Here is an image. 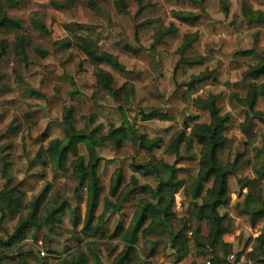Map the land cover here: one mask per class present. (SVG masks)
<instances>
[{
  "label": "trees",
  "instance_id": "1",
  "mask_svg": "<svg viewBox=\"0 0 264 264\" xmlns=\"http://www.w3.org/2000/svg\"><path fill=\"white\" fill-rule=\"evenodd\" d=\"M102 0H85L86 7L95 13L101 12ZM140 4V0H135ZM197 3L196 0H176ZM207 0H200L201 4ZM77 0H51L50 6L56 10H69L75 7ZM16 5V0H0V60L9 52L13 54V69L17 71L19 65L27 63L26 47L32 41V34L25 29L23 20L8 15L7 9ZM113 7L118 14L127 15V0H113ZM220 8L228 14V0H220ZM173 18L179 24L193 26L200 18L199 14L188 11H173ZM243 19L248 22L264 23V11L253 9L247 2L241 5ZM27 21L32 30L38 34L49 33L42 11H31ZM148 20L139 24H152ZM70 30V27H65ZM176 26L172 23L168 27L158 26L153 33L152 46L158 45L167 35L175 34ZM137 36V32L135 33ZM257 43H264V31L255 32ZM100 37L97 34L70 32V35L53 42L57 48L77 50L84 58L66 59L61 63L64 70L72 65L68 73L70 79L91 73L94 78L93 103L98 98L110 96L120 104L124 98L134 91V87L124 83L114 86L111 72L101 65L105 64L120 73H126L125 67L117 57L98 51ZM199 31L185 33L176 52V60L172 71L174 89L160 109L146 112L138 111L134 116H128L121 105L113 111L122 119L118 127L111 126L106 134H99L100 126L90 130H77L74 127L72 109L65 108L61 122L63 136L56 137L44 145L45 135L35 125H29L21 133L22 155L27 162L43 163V154H50L56 160L55 173L68 175L73 184V195L80 203L84 197L89 200L88 213L80 231L76 228L79 223V207L71 206L70 198L57 192H52V184L47 182L43 188L27 203L18 202L20 196H25L32 190L31 184L25 179H16L11 174L9 156L0 158V177L3 179L0 188V264H54L52 260H59L60 264H104L98 254V239L106 232V217L111 213L121 216V219L109 235L122 243L121 250L113 257L111 264H158L141 256L138 250L140 239L149 236L168 235V241H163L168 248H162L156 255L164 257L165 264H200L210 260L212 264H230L228 255L233 252V244L224 239V235L233 231V221L239 220L259 230V234L252 241V249L246 252L249 240L243 248L237 250V258L247 254L250 260H259L264 256V135L256 134L258 122L264 125V118L256 110L259 98L264 99V55H260L256 64L249 67L243 76L252 81L248 84L244 97L230 93L229 101L238 103L245 108V117L240 128L248 142L255 150L256 160L253 166L256 179H239L237 182L238 200L230 205L228 180L233 176L244 158L240 149L225 136L228 129L229 116L222 113L218 106L219 94H209L207 98L194 96L197 86L201 83L213 81L223 82L228 76L224 66L218 65L212 69H205L198 74H186L187 69L202 64L205 57L187 58V49L201 44ZM228 51L226 44L221 47ZM125 49L138 54V49L127 44ZM34 50L40 56H46L48 51L35 46ZM241 55H255L252 49L240 50ZM34 92V91H33ZM41 98L56 108L58 98L51 94L37 92ZM185 116L184 127L172 136L163 152L174 155L180 166L166 163L163 159L153 155V150L161 143L160 137L149 138L141 133L135 123L139 117L143 121L159 119L171 121ZM127 142H131L136 152L129 163L132 172L142 176L152 177L156 184L151 187L141 184L132 176L130 182L123 185L124 174L122 167H118L111 177L109 185L101 184L98 167L103 160L100 147L110 150H120ZM82 145L85 153L79 152ZM180 145L191 149L182 155ZM72 158L69 162V158ZM246 192H243V189ZM183 190L184 197L190 202L189 216L178 217L173 211L175 195ZM16 193V195L13 194ZM84 196V197H83ZM138 200L131 213L125 212V207L136 197ZM115 197V202L111 201ZM228 209L221 212L220 210ZM70 214L74 229L70 231L77 246L62 256V249L51 234L62 231L60 224L62 217ZM16 217L13 231L9 232L5 226L7 218ZM201 222L205 223L207 233L201 234ZM45 228L47 233L42 237L41 246L47 253L40 257L31 250H27V238L30 232ZM192 230L190 231V229ZM191 235H188V232ZM84 242V247L80 244ZM159 243L152 241L151 248ZM152 250V249H151ZM150 251V250H149ZM147 256V255H146ZM264 263V260H262Z\"/></svg>",
  "mask_w": 264,
  "mask_h": 264
},
{
  "label": "rangeland",
  "instance_id": "2",
  "mask_svg": "<svg viewBox=\"0 0 264 264\" xmlns=\"http://www.w3.org/2000/svg\"><path fill=\"white\" fill-rule=\"evenodd\" d=\"M50 1L16 0V5L7 9L8 15L22 19L25 29L32 34V41L26 47L27 63L19 65L17 71H14L11 52L0 60V158L9 156L12 163L11 174L18 180L22 178L27 180L32 186V190L25 196H20L18 202L27 203L47 182H50L52 192L69 197L71 206L79 207V223L76 230L80 231L88 213L89 200L83 196L80 203L77 201L73 195V184L67 178L68 175L54 172L56 160L50 154H43V163L30 164L26 161L21 148L23 129L29 125H35L45 135L44 145H46L49 140L63 136L61 122L63 111L68 107L72 109L73 125L77 130H90L98 125L100 126L99 134H106L112 125L118 127L121 124L122 119L113 111L114 107L121 105L128 116L136 115L141 109L149 112L162 108L174 89L172 71L179 58L176 49L182 41V36L185 33L199 31L201 44L187 49L184 56L187 58L204 56L205 59L202 64L187 69L186 74H198L205 69L223 65L228 75L223 82L201 83L193 95L207 98L209 94H219L218 106L221 107L223 114L229 116L225 136L240 149L244 158L235 174L228 180L230 205H235L238 200V180L256 179L253 166L260 163V160H256L255 150L252 145L245 142L246 139L240 128L244 121L245 108L238 103H231L229 95L236 93L238 97L245 96L248 84L252 80L244 77L243 73L256 64L260 55H264V43H257L255 37L257 30L264 31V23L246 22L241 14V5L247 2L253 9L264 11V0H228V14L222 12L220 0H207L201 4V7L198 3L200 0H196V4L176 0H140L138 4L135 0H127V15L118 14L115 11L113 0H102L100 2L102 11L98 13L90 11L86 7L85 0H77L75 7L69 10H56L50 6ZM35 10L44 12L48 34H38L29 26L27 15ZM179 10L199 14L200 18L193 26L179 24L174 20L172 13ZM148 20L153 23L139 26L140 23ZM172 23L176 26L177 32L165 36L160 44L152 46L155 28L168 27ZM65 27H70V30ZM72 31L97 34L100 37L98 51L116 56L125 67L127 72L120 73L108 65H101L112 73L115 87L124 83L134 87V91L124 98L122 104L107 95L93 103L91 97L94 90V78L91 73H84L70 79L68 73L72 71V65L70 64L67 70L62 68L61 63L70 56L73 59L84 58L83 54L77 50L71 52L68 48H57L53 44L54 41L70 35ZM127 44L138 49V54L126 50ZM223 44H226L228 51L221 48ZM35 46L48 51V54L40 56L34 50ZM246 49H252L256 54L238 53ZM261 80H264V77ZM35 91L55 95L59 99L56 108H52L51 104ZM255 108L264 118V99L259 98ZM184 123L185 116L182 115L171 121L159 119L143 121L138 117L135 125L149 138H161L160 145L152 152L154 156L171 165L180 166L174 155L164 153L163 150L170 138L184 127ZM256 134L264 135L262 123L258 122ZM190 150L183 145L179 147L182 155L189 153ZM99 151L103 156L98 167L102 185H109L114 171L122 167L123 185L128 184L134 176L141 184L155 186L156 182L152 177L131 171L129 163L136 152L131 142H127L117 151L110 150L108 147H100ZM79 152L85 153L82 145L79 146ZM71 159L70 157L69 162ZM2 183L3 179L0 177V188ZM262 187L264 189V181ZM246 189L244 188L243 192H246ZM13 194L16 195L15 192ZM138 197L136 196L125 207V212H132ZM110 199L115 202V197ZM227 209L225 207L220 211ZM173 211L178 217L189 216L190 202L185 199L182 189L175 195ZM120 219L121 216L116 213L107 215V232L98 239V254L104 264H111L113 257L123 246L117 239L109 237ZM16 221V217L5 220V226L9 232L13 231ZM60 227L62 231L51 234V237L58 241L63 252L61 257H64L77 246L70 233L74 229L70 214L62 217ZM190 231L188 235H191ZM207 231L205 223L201 222L200 233L205 235ZM46 234L48 233L45 228L30 232L25 248L40 257L46 256L47 253L41 246L42 237ZM258 234V229L243 225L235 219L233 231L224 235V239L233 244L234 253L242 249L244 243L249 240L246 249V252H249L253 247L251 243ZM155 240L159 243L151 248L150 243ZM160 240L168 241V235L164 233L161 236L140 239L138 250L141 256L158 264H165V258L156 255L162 248H165L166 253L169 251L166 244ZM80 246L84 247V242ZM242 257L251 259L247 254ZM51 262L60 264L59 260Z\"/></svg>",
  "mask_w": 264,
  "mask_h": 264
},
{
  "label": "built area",
  "instance_id": "3",
  "mask_svg": "<svg viewBox=\"0 0 264 264\" xmlns=\"http://www.w3.org/2000/svg\"><path fill=\"white\" fill-rule=\"evenodd\" d=\"M40 253L42 255L44 254L43 251H41ZM262 260H264V256L260 257L259 260H250L244 257L237 258L235 253H231L228 255V261L230 264H264ZM200 264H212V262L210 260H206L205 262L200 263Z\"/></svg>",
  "mask_w": 264,
  "mask_h": 264
},
{
  "label": "crops",
  "instance_id": "4",
  "mask_svg": "<svg viewBox=\"0 0 264 264\" xmlns=\"http://www.w3.org/2000/svg\"><path fill=\"white\" fill-rule=\"evenodd\" d=\"M233 249H234V246H233Z\"/></svg>",
  "mask_w": 264,
  "mask_h": 264
}]
</instances>
